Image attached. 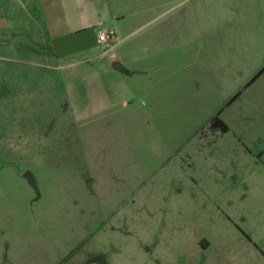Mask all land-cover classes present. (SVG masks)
<instances>
[{"label":"rangeland","instance_id":"rangeland-1","mask_svg":"<svg viewBox=\"0 0 264 264\" xmlns=\"http://www.w3.org/2000/svg\"><path fill=\"white\" fill-rule=\"evenodd\" d=\"M227 4L238 19L246 10L251 25H263L244 56L240 72L248 75L264 53V20L256 6L245 7V0ZM74 8L68 5V12ZM45 26L39 0H0V211H11L17 222L13 229L20 236L11 237L12 253L18 239L37 237L49 241L50 252L56 253L72 238L84 237L81 231L92 233L102 224L98 241L114 264H264V176L242 173L237 182L231 176L222 181L211 177L210 188L198 190L205 166L194 164L201 158L190 128L204 115V102L191 104L184 77L146 105L142 98L128 101L125 112L89 126L90 135L81 138L100 154L98 175L106 176L108 184L94 199L84 192L76 203L80 194L71 190L81 181L74 176L78 168L59 159L44 163L42 152L34 157L26 151H41L43 137L58 145L65 121H73L70 113L61 112L68 98L63 83L90 70L63 66L97 61L95 54L55 58ZM199 62L202 66V56ZM213 81L208 91L212 105L232 79L217 71ZM209 131L200 133L203 141L211 139ZM241 161L243 169L264 174V164ZM23 169L36 177L40 198L33 203V192L14 176ZM66 169L72 171L66 175ZM110 225L117 229L107 230ZM5 228L0 214V229Z\"/></svg>","mask_w":264,"mask_h":264},{"label":"crops","instance_id":"crops-1","mask_svg":"<svg viewBox=\"0 0 264 264\" xmlns=\"http://www.w3.org/2000/svg\"><path fill=\"white\" fill-rule=\"evenodd\" d=\"M245 2V7L256 6L264 20V8H260L264 0ZM39 4L47 33L54 40L55 58L76 54H95L97 58L95 63L83 60L63 66L86 65L90 72L63 83L68 98L61 112L70 113L73 121H65L61 143L56 145L50 137L42 136L41 151L26 149L34 157L42 152L44 163L59 159L78 168L79 173L74 176L78 174L81 181L71 190L80 194L76 203L84 192L94 199L97 192L104 194L108 186L106 176L98 175L102 167L100 154L81 138L90 135L89 126L125 112L128 101L142 98L146 105L148 98L157 99L162 89H173L183 77L191 104L204 102V115L190 128L197 140L193 146L201 158L194 164L205 166L204 182L198 190L207 191L211 177L222 181L231 176L237 182L242 173L264 176L253 174L252 167H241L242 158L253 162V167L264 164V121L259 120L264 118V85H260L264 78V53L248 75L240 72L246 63L244 56L254 48V34L262 32L263 25L259 21L251 25L246 10L241 21L230 13L227 0H39ZM70 4L75 6L72 13L68 12ZM101 30L114 33L106 44L97 42ZM217 71L230 75L232 83L212 105L208 91L214 86ZM238 74L245 78L238 80ZM255 89L259 90L258 96L252 94ZM215 120L226 127L225 132L212 126ZM206 130H211V139L203 141L200 133ZM257 154L261 155L260 160L255 159ZM9 164L12 165L4 166ZM71 171L66 169L65 174ZM14 176L33 192L31 203L40 198L31 170L23 169ZM0 214L6 225L5 230L0 229V264H114L98 241L102 224L92 233L81 231L86 233L84 237L72 238L56 253L50 252L49 241L42 242L37 237L29 241L18 239L13 254L11 237L20 236L13 229L17 222L11 211ZM109 229L114 231L117 227L110 225Z\"/></svg>","mask_w":264,"mask_h":264},{"label":"built area","instance_id":"built-area-1","mask_svg":"<svg viewBox=\"0 0 264 264\" xmlns=\"http://www.w3.org/2000/svg\"><path fill=\"white\" fill-rule=\"evenodd\" d=\"M113 35L114 33L111 30H101L98 32L97 42L99 44H106Z\"/></svg>","mask_w":264,"mask_h":264},{"label":"trees","instance_id":"trees-1","mask_svg":"<svg viewBox=\"0 0 264 264\" xmlns=\"http://www.w3.org/2000/svg\"><path fill=\"white\" fill-rule=\"evenodd\" d=\"M212 126L218 127L220 132L226 131V127L222 123H220L218 120H215Z\"/></svg>","mask_w":264,"mask_h":264}]
</instances>
